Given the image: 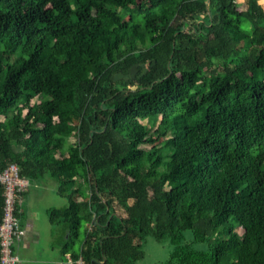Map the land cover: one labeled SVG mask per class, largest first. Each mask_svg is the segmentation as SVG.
<instances>
[{"label":"trees","instance_id":"trees-1","mask_svg":"<svg viewBox=\"0 0 264 264\" xmlns=\"http://www.w3.org/2000/svg\"><path fill=\"white\" fill-rule=\"evenodd\" d=\"M0 117L63 256L264 264V0H0Z\"/></svg>","mask_w":264,"mask_h":264},{"label":"rangeland","instance_id":"rangeland-1","mask_svg":"<svg viewBox=\"0 0 264 264\" xmlns=\"http://www.w3.org/2000/svg\"><path fill=\"white\" fill-rule=\"evenodd\" d=\"M238 2L243 3V0H238ZM249 29V24L246 25ZM244 46V44H242ZM135 73V71H134ZM124 80H119L124 83ZM39 103L37 99L33 101V104ZM4 118L0 117V121ZM146 124V122H144ZM73 138L70 142H73ZM147 147V146H146ZM29 193L23 196V209L26 215H30V219L33 221L34 227L42 234V241L40 247L37 248L36 252L32 253V259L44 261L47 257L55 258L58 255V251H51L48 247L50 244L51 232L53 226L50 224L48 214L46 212L49 208H56L60 206H66L67 202L65 199L61 198L56 193V185L49 179H44L42 182L37 184H31L29 186ZM86 225L83 224L81 233L84 235ZM240 234L243 233L241 229L238 230ZM190 237V234H188ZM80 243H77L75 249H79ZM172 251V246L169 242L160 243L157 242L152 237H148L144 244L145 258L139 261L137 264H162L170 256ZM40 252V253H39Z\"/></svg>","mask_w":264,"mask_h":264},{"label":"built area","instance_id":"built-area-1","mask_svg":"<svg viewBox=\"0 0 264 264\" xmlns=\"http://www.w3.org/2000/svg\"><path fill=\"white\" fill-rule=\"evenodd\" d=\"M18 167L10 166L0 174V183L5 187L4 216L0 225V262L1 264H18L19 257L15 252L16 244L25 235L19 218L16 216V200L19 194L26 191L30 183L18 175ZM84 264L82 260L75 262L70 256L62 264Z\"/></svg>","mask_w":264,"mask_h":264},{"label":"crops","instance_id":"crops-1","mask_svg":"<svg viewBox=\"0 0 264 264\" xmlns=\"http://www.w3.org/2000/svg\"><path fill=\"white\" fill-rule=\"evenodd\" d=\"M31 184H37V183H30ZM29 189V188H28ZM26 190L23 192V195L20 198V211L22 217V223H23V229L25 232V235L21 238V240L16 244L15 246V252L17 256L19 257V263L18 264H34V263H40L38 260L32 259V253L37 251V248L40 247L41 241H42V234L34 227L33 221L30 219V215H26L25 210L23 209V196H25L27 193H29V190ZM57 193V191H56ZM58 195V193H57ZM59 196V195H58ZM62 198V197H61ZM67 202V201H66ZM68 205V203H67ZM66 206H60L56 208H49V209H62L67 207ZM46 212H48V210ZM48 214V213H47ZM62 236L63 234L53 227V230L51 232V238H50V244L49 249L51 251H58L59 257L52 258L47 257L44 261H41L43 264H62L66 261V258L68 255L63 256L61 253V244H62ZM40 253V252H39Z\"/></svg>","mask_w":264,"mask_h":264}]
</instances>
